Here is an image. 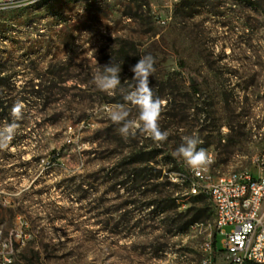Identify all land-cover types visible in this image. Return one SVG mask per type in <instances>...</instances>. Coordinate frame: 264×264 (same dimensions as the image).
Masks as SVG:
<instances>
[{
    "label": "rangeland",
    "instance_id": "1",
    "mask_svg": "<svg viewBox=\"0 0 264 264\" xmlns=\"http://www.w3.org/2000/svg\"><path fill=\"white\" fill-rule=\"evenodd\" d=\"M248 1L0 8V133L15 125L11 139L0 134V224L9 235L26 223L14 264L222 261L213 206L186 192L179 177L188 166L171 153L195 133L198 149L214 155L215 176L254 169L264 148V0ZM146 54L155 58L149 87L161 102L163 142L139 130L122 138L109 118L124 104L139 123L124 95L130 66ZM111 58L122 69L114 95L92 79Z\"/></svg>",
    "mask_w": 264,
    "mask_h": 264
},
{
    "label": "built area",
    "instance_id": "2",
    "mask_svg": "<svg viewBox=\"0 0 264 264\" xmlns=\"http://www.w3.org/2000/svg\"><path fill=\"white\" fill-rule=\"evenodd\" d=\"M24 1L30 0H0V8ZM210 155L214 161L211 151ZM253 167L233 175V180H214L213 174L204 168L188 167L191 174L188 192H205L219 213L222 261L216 264H264V152L258 154ZM226 226H230L228 231L224 229ZM25 229L26 223L19 221L12 227V235H4L0 224V238H4V245H0V264H8L16 246L25 243Z\"/></svg>",
    "mask_w": 264,
    "mask_h": 264
},
{
    "label": "clouds",
    "instance_id": "3",
    "mask_svg": "<svg viewBox=\"0 0 264 264\" xmlns=\"http://www.w3.org/2000/svg\"><path fill=\"white\" fill-rule=\"evenodd\" d=\"M36 2V0H32ZM155 58L151 54L140 56L138 61L130 66L133 83L124 95V100L129 105L135 106L138 110V121L129 119V109L124 104H117L109 110V118L119 127L118 133L122 138L134 135V130H139L155 142H163L167 139L168 133L162 131L159 125L161 114V102L154 98L153 91L149 87V77L154 73ZM121 65L114 63L112 58L105 65H97L94 70L93 83L100 91L114 95L121 85ZM18 105L14 112H19ZM15 132V125H6L2 133L6 139H11ZM180 145L171 153L178 157L192 170H202L212 163L211 155L203 148L198 149L202 143L198 135L192 133L181 137Z\"/></svg>",
    "mask_w": 264,
    "mask_h": 264
},
{
    "label": "bare ground",
    "instance_id": "4",
    "mask_svg": "<svg viewBox=\"0 0 264 264\" xmlns=\"http://www.w3.org/2000/svg\"><path fill=\"white\" fill-rule=\"evenodd\" d=\"M30 1H32V0H30ZM36 1H39V0H36ZM261 152H264V148L259 153H261ZM208 153L210 154V152H208ZM259 153H257L252 158V165H254V161H255V159H256V157L258 156ZM212 164H213V161H212V163L210 165L205 166L204 167L205 171H209V172L212 173V170H211ZM248 170L249 169H246V170H233V171H230L228 173L222 174L220 176H215L213 173L212 174H213L214 180H233V175H236V174H239L240 172H245V171H248ZM190 184H191V177L189 178V185ZM198 193H204L205 194V192H189V194H194V195L198 194ZM214 226H215V229H216V233L218 235V233H219V213H218V210H214ZM4 235H6L5 232H4ZM9 235H12V233L9 234ZM0 245H4V238H0ZM14 253H15V250L13 251V259H8V264H14Z\"/></svg>",
    "mask_w": 264,
    "mask_h": 264
},
{
    "label": "trees",
    "instance_id": "5",
    "mask_svg": "<svg viewBox=\"0 0 264 264\" xmlns=\"http://www.w3.org/2000/svg\"><path fill=\"white\" fill-rule=\"evenodd\" d=\"M248 3H250V4H252L253 2H251V1H248V0H246ZM0 79H2V78H0ZM179 176H181V174H179ZM179 182H180V184L181 185H185V189H186V192L187 193H189L188 192V188H189V174H188V177H186V179H185V177L184 178H181V177H179ZM203 193H198V194H195V196H199V195H202ZM175 199H177V198H175ZM175 199H171L170 200V208H172V206H174L175 205V203H174V201H175ZM147 205L148 204H151V203H146ZM158 208V207H157ZM165 209V207H163V208H161V210L163 211ZM193 222V221H195V219L194 218H191L190 219V222ZM212 245H213V247L214 248H220V245H219V241H217V239L216 238H214L213 239V241H212Z\"/></svg>",
    "mask_w": 264,
    "mask_h": 264
}]
</instances>
